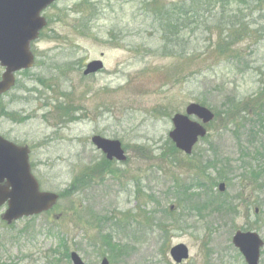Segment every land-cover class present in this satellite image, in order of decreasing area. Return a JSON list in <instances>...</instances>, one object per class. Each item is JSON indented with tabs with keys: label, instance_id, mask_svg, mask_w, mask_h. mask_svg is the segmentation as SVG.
I'll return each mask as SVG.
<instances>
[{
	"label": "rangeland",
	"instance_id": "374dc122",
	"mask_svg": "<svg viewBox=\"0 0 264 264\" xmlns=\"http://www.w3.org/2000/svg\"><path fill=\"white\" fill-rule=\"evenodd\" d=\"M161 1L188 6L191 0ZM142 2L58 0L44 12L49 25L33 45L36 67L19 73L15 91L0 101L23 97L20 107L30 117L14 127L31 147L32 171L42 191L62 198L50 212L12 226L1 219L6 207L0 209V264H72V252L85 264H101L103 258L111 264H176L170 249L178 244L190 250L182 264H246L232 243L234 235L251 231L264 240V161L254 149L263 136L249 133L254 121L242 126L214 121L192 156L170 150L169 139L173 116L184 114L188 105L204 101L224 114L229 99L246 101L257 93L264 18L256 17L259 44L241 41L238 60L217 58L212 48L217 34L209 37L203 28L183 33L196 51L189 48L192 56L169 58L158 52L164 47L159 27ZM223 5L200 7H210L211 17L240 14L247 25L246 4ZM99 59L105 70L84 76L86 65ZM3 73L0 68V78ZM59 105L74 109L80 119L57 122ZM95 135L119 140L128 161L110 162L91 184L77 185V178L106 160L91 142ZM208 163L216 170L210 167L198 189V168ZM219 171L227 181L219 179ZM250 171L263 174L260 182L247 184ZM221 183L224 193L218 190ZM184 186L190 190L186 196L180 194ZM213 197L239 204L238 214H214L208 201ZM200 203L205 207L197 210ZM108 235L123 249L114 260L101 240Z\"/></svg>",
	"mask_w": 264,
	"mask_h": 264
},
{
	"label": "water",
	"instance_id": "95a60500",
	"mask_svg": "<svg viewBox=\"0 0 264 264\" xmlns=\"http://www.w3.org/2000/svg\"><path fill=\"white\" fill-rule=\"evenodd\" d=\"M57 1L0 0V66L5 69L0 80V95L14 87L16 73L34 67L32 45L48 25L43 13ZM103 69L102 60L92 61L87 65L84 75H95ZM214 119V113L208 108L190 104L185 115L176 114L173 117V130L169 138L178 150L191 155L199 141L207 136L205 126ZM92 142L107 160L127 161L120 141L95 136ZM29 154L28 148H19L0 137V208L8 205V210L2 216L8 225L24 217L41 215L53 209L59 201V195L40 191L39 183L31 172ZM219 189L224 192L225 184H221ZM233 244L247 264H260L264 241L258 233L239 231L233 238ZM170 254L177 264L190 257L189 249L183 244L173 247ZM71 261L72 264H85L75 252L71 254ZM102 264L110 262L104 258Z\"/></svg>",
	"mask_w": 264,
	"mask_h": 264
},
{
	"label": "trees",
	"instance_id": "16d2710c",
	"mask_svg": "<svg viewBox=\"0 0 264 264\" xmlns=\"http://www.w3.org/2000/svg\"><path fill=\"white\" fill-rule=\"evenodd\" d=\"M216 1L217 0H191L189 2L190 4L187 6L186 4H166L161 0H144V2L141 3L142 9L147 15H150V18H152L154 23L159 27L157 29H159V33L164 43L163 49H159L158 52L162 56L169 58L184 59L188 56H192L191 53L188 52L189 48L190 52L193 51L192 53H195L196 51L191 49L189 46L190 43L185 40L183 33L191 31L192 34H195L200 28H203L204 32L207 33L209 37H212L214 32H216L217 38L212 48L217 58L225 57L238 60L236 55H238L239 52H236V49L238 44L244 39H247V41H255L253 45H258L260 41L257 40V37L260 30L255 29L259 24L256 17L259 19L264 18V0H220L223 4L237 5L241 2L246 4L247 19H249L247 25L241 22L240 14L228 16L225 13H222L219 17H211L210 7L207 10H202V7H200L203 2L212 6L220 4V9H223L224 5ZM224 27H227L226 31L223 30ZM208 41L212 44L211 38ZM240 56L243 57L242 51H240ZM217 64L219 65V62H217ZM258 73L261 79V87L257 93L252 95L250 99L246 101L229 99L225 106L224 114H221L220 112L216 113L215 122L224 121L235 123V126H242L246 122L248 123V121H254L253 125L251 123L249 125V133L255 137H259V135L263 136L258 147H255L254 149L256 150L258 158L264 161V68L258 69ZM200 102L202 105L206 106V102ZM66 116H68V110L66 111ZM246 118H249V120H246ZM79 119V116L70 118L71 121H77ZM170 150L176 151V148L171 141ZM110 164L109 161L104 160L102 163L97 164L93 169L89 168L83 173V176L75 180V184L81 186L91 184L96 180L95 175H101L106 169V165ZM202 166L203 167L200 168L197 167L199 173L197 174L196 180H194V186L198 189L204 188L205 183L201 177L205 175V178L207 176L206 172L210 170V167L216 170V164L208 163L206 164L207 168H205L204 165ZM220 171L219 179L227 181L228 177L224 176ZM247 175V184L249 185L252 181L254 184H257L263 176L259 171H250ZM214 185L217 186V182H215ZM185 188L186 187L184 186V189ZM180 194L186 196L187 192H180ZM179 198L180 200L183 199L182 196ZM208 201L213 205V212L217 215L224 213L237 215L240 208L239 204L230 205L231 203L229 201L215 199L214 197L212 199L210 198ZM203 206L205 207V205L200 203L196 209L200 210ZM247 208L249 210L251 206L249 205ZM101 240L108 248L111 260H114L122 253V246L119 245V243H114L110 235L101 238ZM63 248L65 252L68 253L66 245L63 246ZM66 256L69 257L68 254H66Z\"/></svg>",
	"mask_w": 264,
	"mask_h": 264
},
{
	"label": "flooded vegetation",
	"instance_id": "af4514ba",
	"mask_svg": "<svg viewBox=\"0 0 264 264\" xmlns=\"http://www.w3.org/2000/svg\"><path fill=\"white\" fill-rule=\"evenodd\" d=\"M16 87L6 95L1 96L0 100L2 98L7 97L13 91H15ZM19 98L21 100H13L7 103H2V101H0V126L2 127V128L0 127V136L5 141H8L16 146L23 147V146H27V143L23 141L24 139L22 140L20 138V136L16 132L17 129L14 127V125L17 126L25 123L24 121L25 118L27 117L25 110L22 107H20L23 97H19ZM5 124H12V126H10L8 129H4Z\"/></svg>",
	"mask_w": 264,
	"mask_h": 264
}]
</instances>
